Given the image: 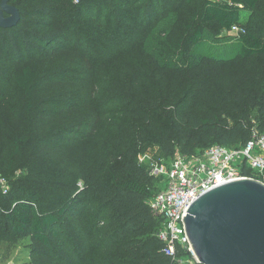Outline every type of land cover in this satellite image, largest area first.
Listing matches in <instances>:
<instances>
[{
  "label": "trees",
  "instance_id": "16d2710c",
  "mask_svg": "<svg viewBox=\"0 0 264 264\" xmlns=\"http://www.w3.org/2000/svg\"><path fill=\"white\" fill-rule=\"evenodd\" d=\"M47 1L57 6L67 2ZM258 1L205 0L201 18L218 31L229 30L240 22L241 9L253 13ZM76 22L82 23L80 18ZM55 35L30 34L27 39H34L38 45L24 41L29 61L14 75L13 98L0 110V173L17 169L27 172L18 180L26 187L20 193L23 198L14 200L11 208L0 214V230L49 247L51 237L58 238L63 215L75 216L77 207L87 210L95 206L97 212L88 227L102 224L105 239L117 251L112 264H178L183 256L192 258L178 245L173 256L163 252L165 244L156 236L159 218L145 203L157 191L154 189L159 179L151 176L137 157L148 149L155 151L156 158H169L175 151L190 156L215 144H244L250 138L251 127L264 124V74L244 90L214 94L208 78L200 73L209 59L213 64L228 58L207 57L196 51L210 39L209 33L197 28L191 35L164 43L157 50L149 48L147 53L158 71L198 77L196 85L190 84L188 107L182 110L177 102L173 107L155 104L139 121L134 112L126 139L112 147L106 163L86 167L80 162L81 156H71L72 139L88 142L99 124L110 127L112 119L108 117L110 111L96 108L94 92L88 90L90 74H84L88 69L83 68L81 59L87 56L82 48L77 45L72 53L62 54L66 46L53 44L61 37ZM40 45L49 52L40 51ZM235 49L234 56L242 59L264 57V34L245 28L236 39ZM122 86L126 88L124 83L112 87L118 91ZM116 101L114 96L104 104ZM128 106L134 110L137 104L129 100ZM109 129L115 142L119 130L113 124ZM56 169L60 171L58 176ZM189 264L199 263L192 258Z\"/></svg>",
  "mask_w": 264,
  "mask_h": 264
},
{
  "label": "rangeland",
  "instance_id": "374dc122",
  "mask_svg": "<svg viewBox=\"0 0 264 264\" xmlns=\"http://www.w3.org/2000/svg\"><path fill=\"white\" fill-rule=\"evenodd\" d=\"M81 1L67 0L58 6L47 0L9 1L18 10L19 22L9 30L0 28V110L13 98L14 75L29 61L30 53H27L24 41L31 40L28 42L37 44L34 39H27L30 34H61L53 44L66 46L62 54L72 53L71 49L79 45L87 56L81 60L83 68L88 69L84 74H90L88 90L94 92L96 108L101 112L110 111L108 117L119 130L115 142L109 134L112 124L110 127L99 124L97 132L88 142L71 137L74 143L71 156H81L80 162L86 167L106 163L112 147L126 139L134 112L139 115V121L147 115V109L155 104L173 107L177 102V107L182 110L188 107L192 94L190 84L196 85L198 77L183 78L158 71L147 53L149 48L157 50L164 43L185 38L199 28L211 37L197 46L196 51L207 57L218 55L228 58L213 64V60L209 59L200 73L208 78L211 93L231 94L244 90L264 74V57L242 59L234 56L237 36L227 30L218 31L214 24L201 18L205 0H87L80 5ZM79 5L83 6L81 11ZM78 18L82 23H75ZM238 25L264 34V0L258 1L253 13L241 9ZM39 49L48 50L43 45ZM18 58L21 60L17 61ZM123 83L126 88L122 86L117 91L112 87ZM114 96L118 101L104 104L106 99ZM129 100L136 102L134 110L128 106ZM66 120L71 121L69 118ZM139 155L142 160L137 158L138 162L146 168L157 156L152 149ZM0 174V179H4L9 189L7 193L0 190L2 216L4 211L11 208L14 200L23 198L20 193L26 187L18 180L25 178L27 172L17 169ZM59 174L60 171L56 169V175ZM80 185V182L77 183V187ZM155 186L157 188L154 190H158L163 184L158 181ZM96 212L95 206H89L87 210L77 207L75 214L78 216L70 213L63 215L56 233L58 238L52 236L49 247L27 237L14 238L1 229L0 264H112L117 258V251L105 239L102 224L88 227ZM191 262L192 258L183 256L178 264Z\"/></svg>",
  "mask_w": 264,
  "mask_h": 264
},
{
  "label": "built area",
  "instance_id": "2783aa9c",
  "mask_svg": "<svg viewBox=\"0 0 264 264\" xmlns=\"http://www.w3.org/2000/svg\"><path fill=\"white\" fill-rule=\"evenodd\" d=\"M227 31L237 37L245 33L238 24ZM137 158L142 160L140 155ZM147 169L163 184L145 201L159 218L156 236L165 244L163 252L173 256L178 245L195 260L183 222L187 208L200 194L226 182L249 178L264 184V124L252 126L250 138L239 146L215 144L190 156L175 151L169 158H156ZM0 190H9L3 178Z\"/></svg>",
  "mask_w": 264,
  "mask_h": 264
},
{
  "label": "water",
  "instance_id": "95a60500",
  "mask_svg": "<svg viewBox=\"0 0 264 264\" xmlns=\"http://www.w3.org/2000/svg\"><path fill=\"white\" fill-rule=\"evenodd\" d=\"M0 3V28L19 22L18 10ZM183 222L199 264H264V184L243 178L200 194Z\"/></svg>",
  "mask_w": 264,
  "mask_h": 264
}]
</instances>
